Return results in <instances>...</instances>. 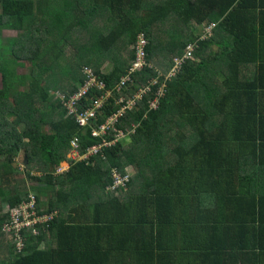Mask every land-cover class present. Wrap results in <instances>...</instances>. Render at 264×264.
I'll return each instance as SVG.
<instances>
[{
	"label": "trees",
	"instance_id": "obj_1",
	"mask_svg": "<svg viewBox=\"0 0 264 264\" xmlns=\"http://www.w3.org/2000/svg\"><path fill=\"white\" fill-rule=\"evenodd\" d=\"M139 35L152 66L113 91ZM85 65L113 97L156 83L116 123L136 126L128 141L78 159L73 138L81 155L100 140L55 92L78 89ZM0 84V264H264V0H0ZM31 195L54 218L18 251L5 206Z\"/></svg>",
	"mask_w": 264,
	"mask_h": 264
},
{
	"label": "built area",
	"instance_id": "obj_2",
	"mask_svg": "<svg viewBox=\"0 0 264 264\" xmlns=\"http://www.w3.org/2000/svg\"><path fill=\"white\" fill-rule=\"evenodd\" d=\"M204 33L208 34L209 29L204 30ZM146 45L147 41L144 35H139L134 46L132 47V50L135 54L134 61L127 72L115 85L113 91L116 90L118 93L128 91L130 86L133 84V75L136 72L141 71L145 66H152L151 63L146 59ZM192 50L193 47L189 45L186 47L182 57L173 58L172 68L165 75V81L174 76L180 70L182 63L185 60L192 59ZM82 72L84 74V81L81 83L78 89L69 93H63L60 91L55 92L56 96L64 102L68 113L72 114L76 118V121L79 123V125H89L92 128V135L94 137H98L100 140L98 144L89 148L87 154L81 155L78 150V138H73L71 140L73 149H71L68 155L78 159L88 157L89 154H97L104 147L114 145L123 138L130 137L136 131V126L133 125L131 128L124 131L122 129H118L116 127V123L122 116H124L127 111L134 110L144 95L151 91V85L156 83L155 79L152 80L144 87H139L134 93L131 94V96H128L127 98L124 96L113 97L112 91L106 88L105 82L99 77L92 67L85 65L82 67ZM164 87L165 84L163 83L161 87L158 88L153 98H151L149 101V110H155L158 108L159 100L164 95ZM95 89L98 92H95L96 94L92 98V104L90 106H85L82 104V100L87 98L89 93ZM110 99H113L114 111L106 117L104 122L96 126L99 116L102 115L105 108L110 106ZM109 132H112V139L106 138L108 137ZM67 167L68 163L64 161L58 166L57 171L61 172ZM127 178V174L121 176V174L116 169H113L114 181L111 189L114 190L124 187ZM34 203V197L31 195L28 202L21 203L16 207H10L9 205L5 206V211L8 213L9 219L4 223L3 231H5V233H7L11 239L14 240L18 251H20L24 246V237L22 234L23 230L32 229L33 233L37 235L39 234L37 226H45V224L48 225V223L54 218V213L39 215L36 211V208L34 207Z\"/></svg>",
	"mask_w": 264,
	"mask_h": 264
},
{
	"label": "rangeland",
	"instance_id": "obj_3",
	"mask_svg": "<svg viewBox=\"0 0 264 264\" xmlns=\"http://www.w3.org/2000/svg\"><path fill=\"white\" fill-rule=\"evenodd\" d=\"M4 37H5V39L7 40V41H6V46H9L8 41H9V39H11L12 37H14L13 33H11V32H6ZM109 69H111V65H110V64L104 66L102 70H103L104 72H107ZM0 86H1V84H0ZM122 140H124V141H128L129 138L126 137V138H123ZM16 162H17L16 165L19 166L20 169H22V167H23V163H24V156H23L22 154H20L19 157L17 158V161H16ZM28 183L30 184V182H28Z\"/></svg>",
	"mask_w": 264,
	"mask_h": 264
},
{
	"label": "crops",
	"instance_id": "obj_4",
	"mask_svg": "<svg viewBox=\"0 0 264 264\" xmlns=\"http://www.w3.org/2000/svg\"><path fill=\"white\" fill-rule=\"evenodd\" d=\"M199 30H203L201 27H200V29ZM201 32V31H200ZM200 38H201V34H200Z\"/></svg>",
	"mask_w": 264,
	"mask_h": 264
}]
</instances>
